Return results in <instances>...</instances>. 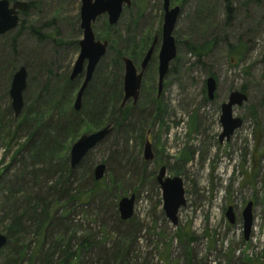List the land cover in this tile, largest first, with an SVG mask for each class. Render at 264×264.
<instances>
[{
  "label": "rangeland",
  "instance_id": "obj_1",
  "mask_svg": "<svg viewBox=\"0 0 264 264\" xmlns=\"http://www.w3.org/2000/svg\"><path fill=\"white\" fill-rule=\"evenodd\" d=\"M8 1L33 6L20 13L22 28L0 36V234L7 238L0 264H264V0H229L227 21L224 0H170L171 8H180L172 32L176 57L159 97L162 0H130L111 28L105 15L97 18L92 25L97 41H107L108 31L121 35L117 49H124L128 35L150 36L151 43L156 37L157 43L131 114L133 132L113 129L75 169L69 165L73 143L104 126L67 136L59 124L62 99L50 101L46 86L61 85L77 59L80 0ZM188 43L211 48L198 59ZM114 57L107 49L82 107L94 97L101 76L123 79V70L112 67ZM142 58L133 63L138 67ZM21 67L26 89L22 113L14 117L8 92ZM209 77L216 82L212 100L206 95ZM77 80L72 109L83 74ZM234 91L247 97L233 108L242 126L220 143V106ZM42 107L53 115L52 123L47 117L39 123L47 124L45 132L28 122L41 116ZM24 116L28 121L19 126ZM139 129L152 144L154 160L148 163ZM63 145L65 156L58 151ZM99 164L106 169L95 189L92 173ZM161 167L182 181L185 205L176 225L162 210L155 179ZM132 195L133 216L122 221L118 202ZM249 202L246 240L241 213ZM228 208L233 224L225 217Z\"/></svg>",
  "mask_w": 264,
  "mask_h": 264
},
{
  "label": "water",
  "instance_id": "obj_2",
  "mask_svg": "<svg viewBox=\"0 0 264 264\" xmlns=\"http://www.w3.org/2000/svg\"><path fill=\"white\" fill-rule=\"evenodd\" d=\"M131 6L130 0H80L79 9V29L82 37L78 42L79 53L74 62L69 75L70 81L83 74V81L80 85L74 99L73 110L79 112L82 107V98L87 89L95 69L104 57L108 48L107 41H97L92 31V25L97 18L105 15L107 24L110 27L115 26L122 14L123 8ZM28 8L26 2L0 0V36L16 29L19 25V15ZM163 23L161 28V44L157 55V97L160 96L163 89L164 79L169 71L170 63L176 57V45L172 36L173 29L180 14V8L170 7V0H162ZM157 38L155 37L145 52L138 67L133 61L123 56L121 62L123 65L122 80V100L120 107L124 108L130 101L135 106L139 100L142 78L147 70L154 53ZM27 73L25 68L21 67L15 71L12 76L8 95L11 103L10 107L14 117H18L23 110V92L26 89ZM206 95L208 100L214 98L216 82L213 77L205 81ZM247 101L244 93L239 91L231 92L227 101L220 106L219 122L221 124V133L218 140L221 143L224 139L229 140L233 133L242 126V120L233 117V108L239 107ZM113 127L104 126L91 134L81 135L71 146L69 150L70 169H75L89 151L94 149L112 132ZM142 158L145 163L154 159L152 144L148 137H145ZM105 166L99 164L93 169V179L100 181L105 174ZM156 182L161 189L162 210L165 217L172 225L177 224V213L180 207L185 205L184 191L182 181L178 177L166 176L165 167H161L156 175ZM134 196L123 197L118 202V214L122 221H127L133 216ZM225 217L229 224L234 223V216L231 208H228ZM243 221V236L247 240L251 230L252 223V203L249 202L241 213ZM7 244V238L0 234V250Z\"/></svg>",
  "mask_w": 264,
  "mask_h": 264
},
{
  "label": "trees",
  "instance_id": "obj_3",
  "mask_svg": "<svg viewBox=\"0 0 264 264\" xmlns=\"http://www.w3.org/2000/svg\"><path fill=\"white\" fill-rule=\"evenodd\" d=\"M225 2V11H226V21L231 17V6L229 0H224ZM28 8L25 12L30 10L33 6V3H27ZM19 27H23V22L19 23ZM110 26H107L109 28ZM114 27V26H113ZM111 28V27H110ZM103 37L108 42V50H114L115 57L112 59L111 64L112 67L118 70H123V65L121 62V58L123 56H127L134 63L138 62L144 55L145 51L148 49L151 43L150 36L145 37L142 40H136L134 36L128 35L125 41L124 49H117L115 46L119 45L121 41V35L118 33H105ZM211 43L208 45L202 46H194L188 43L187 49L191 55L197 56L198 59L204 57L210 50ZM234 52L236 53L239 49L237 47L234 48ZM96 70V69H95ZM96 72V71H95ZM94 72V73H95ZM122 76L117 75L113 81H110L108 77L101 76L100 81L97 82L96 91L94 97L91 101L85 100V104L79 112H75L71 108V98L73 92L77 86V78L74 81H70L68 73L64 75L63 80L61 81V85L50 84L48 87L46 86V90L48 89V97L50 101L55 102L62 99L61 106L59 107L60 113L59 116V124H61V129H63L67 136L68 134H72L73 138L76 137L81 131L86 130L90 127V129L97 128L100 126L111 125L114 130L120 129H129L130 132H133L136 123H132V111L135 110V106L131 107H120V103L122 100ZM108 82L112 84L114 90L112 92L109 91ZM94 83V75L92 80L90 81L87 89L84 92V95L88 93V88L92 87ZM59 84V83H58ZM143 88V84H142ZM45 90V91H46ZM59 99V100H57ZM156 102V100H155ZM160 111V109H157ZM41 116L38 114L33 118L25 116L22 118L19 126L26 122H29L31 129L36 128L38 131L45 132L47 129L41 127L39 123L42 121V117L49 119L47 123H52L53 115L49 113L48 110L42 107L40 110ZM48 115V116H47ZM51 118V119H50ZM131 121V122H130ZM138 124V123H137ZM35 131V130H34ZM140 131V140H145L144 130L139 129ZM110 134L107 136L109 137ZM33 135L29 136L28 141L32 139ZM106 137V138H107ZM45 135L42 136V144L45 143ZM105 140V139H104ZM103 140V141H104ZM72 141V140H71ZM68 148V147H67ZM67 148L63 145L59 148L58 151H61V154L65 156V152H67ZM36 156V155H35ZM154 160V159H153ZM68 173H72L68 170ZM93 186L96 188H100V183L93 179ZM10 230L16 231V228L12 225Z\"/></svg>",
  "mask_w": 264,
  "mask_h": 264
},
{
  "label": "flooded vegetation",
  "instance_id": "obj_4",
  "mask_svg": "<svg viewBox=\"0 0 264 264\" xmlns=\"http://www.w3.org/2000/svg\"><path fill=\"white\" fill-rule=\"evenodd\" d=\"M152 61V60H151ZM151 63V62H150ZM150 65V64H149ZM149 67V66H148ZM148 69V68H147ZM147 71V70H146ZM146 71H145V73H146ZM145 73H144V75H145ZM144 75H143V78H142V81H143V79H144ZM142 86V85H141Z\"/></svg>",
  "mask_w": 264,
  "mask_h": 264
}]
</instances>
